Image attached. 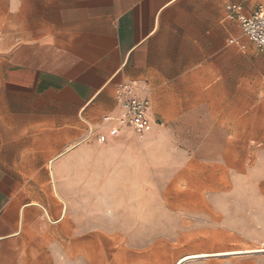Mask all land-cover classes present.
Segmentation results:
<instances>
[{
	"label": "crops",
	"instance_id": "obj_1",
	"mask_svg": "<svg viewBox=\"0 0 264 264\" xmlns=\"http://www.w3.org/2000/svg\"><path fill=\"white\" fill-rule=\"evenodd\" d=\"M230 3L264 0H0V264H20L35 215L73 238L82 206L156 232L164 128H264V51ZM125 82L150 99L142 134L119 119ZM263 243L214 254L264 264Z\"/></svg>",
	"mask_w": 264,
	"mask_h": 264
},
{
	"label": "rangeland",
	"instance_id": "obj_2",
	"mask_svg": "<svg viewBox=\"0 0 264 264\" xmlns=\"http://www.w3.org/2000/svg\"><path fill=\"white\" fill-rule=\"evenodd\" d=\"M244 124L164 128L167 137L157 138L156 232H137V224L82 206L76 217L83 238H73L35 215L25 225L20 264H174L195 252L209 254L187 264H240L234 254L214 252L264 240V128ZM198 187L203 194L189 192ZM124 227L132 237H104L126 233Z\"/></svg>",
	"mask_w": 264,
	"mask_h": 264
},
{
	"label": "built area",
	"instance_id": "obj_3",
	"mask_svg": "<svg viewBox=\"0 0 264 264\" xmlns=\"http://www.w3.org/2000/svg\"><path fill=\"white\" fill-rule=\"evenodd\" d=\"M228 11L238 20L243 36L252 42L260 51H264V4H259L250 12L244 11L242 4L230 3ZM230 44L246 49L243 38L231 37ZM117 98L121 103L123 112L119 119L122 123L131 126L138 134L147 128L150 123L148 108L150 99L138 92V85L133 82H125L118 86Z\"/></svg>",
	"mask_w": 264,
	"mask_h": 264
},
{
	"label": "bare ground",
	"instance_id": "obj_4",
	"mask_svg": "<svg viewBox=\"0 0 264 264\" xmlns=\"http://www.w3.org/2000/svg\"><path fill=\"white\" fill-rule=\"evenodd\" d=\"M188 192V191H187ZM189 192H191V193H194V194H203V190L202 189H200L199 187H198V189H196L195 188V190L194 189H191V190H189ZM191 193H190V195H191ZM245 250V249H244ZM250 250V249H249ZM228 253H237V252H240V249L238 250H234L233 249V251H227ZM219 254H221L220 252H218ZM226 253V252H225ZM227 253V254H228ZM208 253L207 252H205V253H197V254H187V255H185V256H183V257H181V258H179L177 261H176V263H178V264H181V262H183L184 261V259L186 258H190V259H193V258H200V257H204V256H206ZM190 255H194V256H190ZM185 259V260H186ZM183 260V261H182ZM181 261V262H180ZM175 263V264H176Z\"/></svg>",
	"mask_w": 264,
	"mask_h": 264
},
{
	"label": "water",
	"instance_id": "obj_5",
	"mask_svg": "<svg viewBox=\"0 0 264 264\" xmlns=\"http://www.w3.org/2000/svg\"><path fill=\"white\" fill-rule=\"evenodd\" d=\"M184 262V261H183ZM183 262H181V263H183Z\"/></svg>",
	"mask_w": 264,
	"mask_h": 264
}]
</instances>
